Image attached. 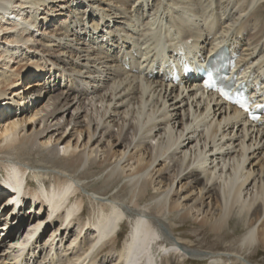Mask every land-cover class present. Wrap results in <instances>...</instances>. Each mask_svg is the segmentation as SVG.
Returning <instances> with one entry per match:
<instances>
[{
	"label": "bare ground",
	"instance_id": "1",
	"mask_svg": "<svg viewBox=\"0 0 264 264\" xmlns=\"http://www.w3.org/2000/svg\"><path fill=\"white\" fill-rule=\"evenodd\" d=\"M222 48L262 101L264 0H0V264H158L154 244L172 252L165 264H255L264 120L203 91L196 75L170 83L164 65ZM88 177L123 182L130 204L88 191ZM15 199L29 209L14 213ZM192 219L218 238L245 226L238 251L174 234ZM56 244L61 254L48 253Z\"/></svg>",
	"mask_w": 264,
	"mask_h": 264
},
{
	"label": "rangeland",
	"instance_id": "2",
	"mask_svg": "<svg viewBox=\"0 0 264 264\" xmlns=\"http://www.w3.org/2000/svg\"><path fill=\"white\" fill-rule=\"evenodd\" d=\"M48 67H49V65H48ZM46 75H48V74H45L44 76H46ZM44 76H37L35 78V80L41 79ZM54 76L56 78H58L57 74L54 75ZM62 79L63 78H58V80H60V82L64 81ZM45 101H46V97L43 98V99H40V100L36 99L34 102H32L31 105H33L35 107H40V106H42V104H44ZM67 114L70 117L71 111H68ZM116 132H117V130H116ZM37 159L40 161V157H37ZM89 171L93 175L98 177L99 174L103 171V168H92ZM0 174H1L0 175V182H1L2 179H4L3 171H2L1 168H0ZM116 177H117V175L114 178L116 179ZM33 181H34V184H37V186H38L39 183L36 180H33ZM83 181L86 183L85 184V188L88 191L95 192L97 194L99 193V194L103 195L105 198H111V199L112 198L113 199L116 198L119 201H123V202L125 201L127 204H130V201H129L130 200V196H129L130 193L128 194V191H127L126 188H122L123 182L117 183L114 186L111 185V187L107 188V186L103 183L102 179H97V178L95 179L93 177H88V178H86V180H83ZM48 185H49V183H48ZM151 192H153V191L151 190ZM125 198H126V200H124ZM106 201H109V200H106ZM28 207H29V203H26L23 206V209H24L23 211H27L29 209ZM85 208H86V216H89V211L93 209V205H92L91 201L89 199H87V197L85 199ZM46 210H48V208ZM6 211H7V209L3 211L2 215H4L6 213ZM46 216H47V212H46ZM235 221L236 220L234 219V222ZM194 222L195 221H193V219L192 220H188L186 222V224H185L186 225L185 227H184L183 223L179 222L175 226L176 230H174V234L177 235V236L182 235L184 237L190 236L191 239H192V243H193L194 247L200 248L202 250H207V251H213V252H218V253L220 251H227V252L228 251H238V245H239V243L241 241L242 236L246 232L245 226H242V227H240L241 229L239 228V233H235L234 235H229L228 237H223V238L219 237L218 238L215 235L205 234L203 232V229L199 226V224L194 223ZM0 224H1V221H0ZM262 226L264 227L263 223L260 225V227H262ZM56 228H57V226H56ZM132 228H133V226H132L130 221H126L124 223V226H123V229H122V234H121L120 239H119V243L120 244H123L125 238L128 237V235L131 232ZM26 229H25V231H26ZM48 231L50 233L46 232L45 238H48V236L52 233V228L50 230H48ZM232 231H234V230L230 229L229 233L230 232L233 233ZM10 232H11L10 233L11 237L14 236V239L16 240L17 239V235L20 234L21 230L18 233L17 229L14 228V229L10 230ZM23 232H24V229H23ZM63 234L67 235V233L65 231L63 232ZM74 235H76L75 230L71 232L70 240L74 238ZM43 240H42V243H43ZM9 241H10V238L8 239V242ZM7 247H9V246L7 245L5 248H7ZM57 247L58 246L56 244V245H54L52 247L51 246L50 247H46V250H47L48 253H53L56 250L57 252H59L61 254V252H60L61 249L59 247L57 249ZM52 248H53V251H51ZM161 251H162V253H161L160 257H158V261H159L158 264L159 263L160 264H165L166 259L162 260V257H169L172 252L170 253V251H166V248L164 246L157 245L156 250L154 248L153 255H159V253ZM12 254L16 255L15 253H12ZM63 254H62V256H60V257H62V259L65 258V255H63ZM51 255H50V257H51ZM254 255L255 256L252 257L251 259H252V261L255 264H264V248H260L258 250V252L256 254H254ZM43 257H45V255ZM102 258H104V257H102ZM99 260H101V257L98 258V261ZM46 261H49V259H46ZM46 261L44 260V262H46ZM173 262H176V264H178V259L174 258ZM31 263H32V260H31ZM101 264H102V262H101ZM105 264H109V262H106Z\"/></svg>",
	"mask_w": 264,
	"mask_h": 264
}]
</instances>
